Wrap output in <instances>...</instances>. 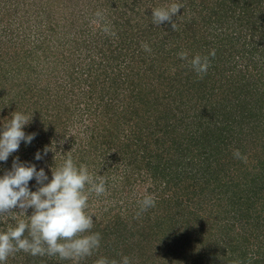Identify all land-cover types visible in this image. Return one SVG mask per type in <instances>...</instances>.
<instances>
[{"label":"trees","instance_id":"trees-1","mask_svg":"<svg viewBox=\"0 0 264 264\" xmlns=\"http://www.w3.org/2000/svg\"><path fill=\"white\" fill-rule=\"evenodd\" d=\"M2 1L5 0H0V10ZM17 3L25 6L21 11L29 21L37 15L40 25L44 21L49 25L36 29L41 38L36 47L44 51L46 65L37 55L31 60H19L13 70L20 73L22 80L17 104L37 115L31 119L37 129L35 138L30 144L22 142L20 153L24 148L25 154L35 157L40 151L42 164L45 147L56 149L64 160L70 154L77 166L87 165L94 177L104 175L115 195L130 190V196L133 184L141 181L148 183V191L155 194L156 204L150 211L153 214L146 217L147 224L136 234H145L139 242L126 237L121 229L126 221L121 207L109 205L104 213L111 232L102 228L101 221L94 220L93 224L98 228L93 233L103 229L99 250L118 243L122 247L118 252L131 255L130 251H136L138 257L139 252L144 256L149 251L143 248L148 238L157 247L150 237L155 235L151 233L154 225L150 224L155 220L168 236L162 244L168 241L169 250L183 256L182 264H212L222 256L235 264L239 259L245 263L247 253L240 252L239 244L234 243L238 241L233 235L237 222L226 219L233 210L238 215L235 208L244 204L242 192L264 190V66H259L264 64V0H127L128 4L121 0H90L86 6L93 10V19L100 8L102 24H109L116 33L115 37L106 34L105 38L98 35L100 26L97 31L87 26L84 31L74 32L79 25L89 23L74 11L81 0H67L70 6L59 17L60 13L56 15L53 9L57 0ZM173 3L183 6L173 18L177 30L173 31L169 22L154 26L152 9ZM22 28L20 24L16 33L11 31L12 40L22 35L27 41L19 32ZM60 28L73 32L74 39L73 44L58 42V50L50 42L62 40ZM92 39L96 57L90 62L89 50L83 45H92ZM142 43H147L151 52L144 51ZM213 49L214 58L210 55ZM181 50L188 52L189 59L196 54L209 56L210 67L202 79L178 57ZM4 54L3 50V57ZM79 66L82 74L86 70L93 75V87L83 92L90 114L78 103L81 97L74 93L73 81L63 79ZM61 71L65 74L59 80ZM1 74L0 71V77ZM241 122L248 123L249 131L244 135L237 132V137L230 140L234 126ZM237 149L247 156V162L233 156ZM19 160L23 162L20 157ZM33 161L40 163L35 158ZM50 161L53 170L61 165L58 159ZM229 170L241 179L242 189L224 186L231 175ZM50 172L46 173L48 177ZM121 186L125 189L121 190ZM262 196L253 203L258 204L256 210L250 198L244 210L241 208L245 221H249L250 211L259 215L264 212ZM137 204L136 200L134 205ZM188 208L186 219L187 214L182 212ZM204 210L207 214L202 215ZM215 230L219 236L213 241L216 243H210ZM106 234L113 236L111 242L104 240ZM155 240L160 242L159 237ZM188 250L191 254L196 251L194 258ZM97 252L79 264H94L100 258ZM255 262L264 264V258ZM61 263L74 264L71 260Z\"/></svg>","mask_w":264,"mask_h":264},{"label":"rangeland","instance_id":"rangeland-1","mask_svg":"<svg viewBox=\"0 0 264 264\" xmlns=\"http://www.w3.org/2000/svg\"><path fill=\"white\" fill-rule=\"evenodd\" d=\"M27 1L30 2L31 0H27ZM57 1H58V5L53 7V9L55 8L54 11H56L55 12L56 15L58 14V12L60 13L58 15V17H59L62 14V12H65L69 8V6L71 5V2L69 5V3H67V0H57ZM88 1H90V0H81V4L75 5L76 10H74V11L79 12L76 15L78 17L83 16L81 18L85 19V21H88L89 23H88V25H86L84 22V25H79V28H77L74 32L78 33L79 31H84L87 28V26H88V28H90V27L94 28L95 27V31H97L96 27L100 26V30L98 32V35H99V37L102 36L103 38H105L106 34L102 31L103 24L101 21H97L96 18L93 19V15H92L93 10H91V8L89 6H86V2H88ZM121 1L123 2V4H125V3L128 4L127 0H121ZM5 2L4 1L1 2L3 5V7H2L3 9L0 10V71L2 72L1 77H0V128H2L4 120L11 118V114L13 112L24 111L23 109H21V107H24V105H21V103H19L21 105V107H20L19 104H17V102L20 100L19 99L20 97L17 94L22 91V89H21V81L22 80H21V76H19L20 73L14 72V71H16V70H14V66H18L19 60H23L26 58L28 60H31L34 56H37V55H39L38 58H41L39 61H43V63H45V65H46L47 62H46L44 51L38 50L36 47L41 42V38L39 39L40 34H38L36 29H38L40 26H44V29L49 27V25H47V21H44L43 25H40L38 23V20H41V19H35V17L37 15H34L33 16L34 19H32L30 21L28 20V17H26V16L24 17L25 14L23 11H21V9H23L25 6L22 3L20 5H18L17 0H5ZM96 3L97 2H95V4ZM5 4H6V7H4ZM18 6H20V7H18ZM71 7H74V6H71ZM19 9H20V11H19ZM70 9H72V8H70ZM17 10H18V12H17ZM99 10H100V8H99ZM69 11H71V10H68V12ZM44 18H45V15H44ZM20 24L23 26V28H22V30L19 29V32H21V34H23V36H25V38H27L26 42L23 40V37H21L22 35L17 37L14 40L11 39V38H13L11 31L13 30L16 33L17 31H15V28H17L18 25H20ZM83 28H84V30H83ZM60 30H61L62 40L51 41L50 42L51 46L57 48V45L59 44L58 42H61V41L65 42V40L67 41V43L70 42L71 44H73L71 41V39H74V35H72L73 32L70 34V33H68L67 30L64 31L63 28H60ZM44 37L45 36L43 35V38ZM22 42L24 44H21ZM91 43H92V45L88 44V42H87V45H83V47H87L84 49L89 50V53L91 55L90 62H92L91 60L96 57V55H94V52H96V51H95L94 46H93V44H94L93 39L91 40ZM58 47H59V49L61 48L60 46H58ZM3 50L5 51L4 57L2 55ZM12 59H14V60H12ZM51 59H52V57H49V59H48L50 65H52ZM1 61L4 62L3 64H4L5 68H4ZM7 62L10 63V65H11L10 67L8 64L5 65V63H7ZM79 63L82 64V61H80ZM259 66L260 67L264 66V64H260ZM7 67H9V69H7ZM9 71H13V72H9ZM17 71H19V70H17ZM73 72H74V74L68 76V78H63V79L73 81L74 93L77 94L79 97H81L78 99V103L80 104L82 109L86 108L85 112H88V114H90L89 113V106L87 105L88 99L85 98L86 94H84L83 92L88 91L93 87V77H92L93 75L90 76L89 72L86 70L84 71L85 73L82 74V70H81L80 66L78 68H75L73 70ZM62 74L64 75L65 72L61 71V73H59V77H58L59 80H62V78H61ZM86 80H89V81H86ZM256 81L259 82L258 79ZM68 82H70V81H68ZM214 85H216V83L212 84V86H214ZM22 99H23V101L25 100L23 97H22ZM89 100L91 102H93V99H90V97H89ZM19 108L22 111H20ZM22 113L26 114L30 119H32L33 115H36V111L34 112V110L33 111L27 110V111H24ZM85 117L89 118V117H87V115ZM241 124L242 125H240V123H239V124H236L237 126H234V128L232 130L234 135L230 136V138H229L230 140L233 139L234 136L237 137V135H236L237 132H240V134L242 133L244 135L246 131H249L248 123L241 122ZM244 124L247 125V129L246 128L243 129ZM212 125H213V127H215L214 124H212ZM36 130L37 129H35V127L33 126L32 120H30L29 124L26 125L24 128V131L26 134H32V133L36 132ZM22 144H26V143L24 142ZM21 148L22 147L20 145L19 150L17 152H15L16 157L18 154V157H20V159H22L23 162L31 163V164H35V165L37 164L36 165L37 171H39L41 168H43L46 173L48 171H51V169L53 168V165H51L50 160H52V159L53 160L58 159V162L60 164H62L64 162V158L60 155V152H57L56 149H50L47 152V155H44L45 160L44 161L42 160L43 161L42 164L40 162L41 160H39L38 162H40V163L38 165V163H36V162L34 163L33 158H35V157L31 156L32 154H25L24 153V151H25L24 148L22 149V153H20ZM73 149H77V146H74ZM13 158H14V153L9 157L7 162H0V176H2L5 171L11 169L12 163H13L11 161L13 160ZM95 165H97V162H95ZM89 166L92 169L93 168L95 169L94 166H92V165H89ZM232 171L233 170L227 171V173H229L231 175L227 180L228 184L224 185V186H226V187L227 186H235V187H231V189H233V188L238 189V190L242 189L241 185L239 183V181L241 179H236L235 178L236 176L234 175V172H232ZM101 177L103 179L105 178L107 180V178L104 175H102ZM51 178H52V171L50 172V176L48 177L49 181L51 180ZM231 179H233V180H231ZM36 184H37L36 180L33 179L32 181L29 182V188L32 191H36L37 190ZM236 184H237V186H236ZM132 187H133L132 188L133 192L130 193L131 194L130 196L128 195L130 190H127L126 192H120V193L118 192L115 195V193L113 192L114 189H109V183H106L105 194L100 195V196H96L95 193H92L90 195L89 200H88V208L86 211L89 214L93 215V218H98V219H93V224H94V220L99 221V222L100 221L103 222L102 228H104V230H107V233H109V232H111L110 231L111 225L109 224L110 225L109 226L107 224V218H106L104 211L108 210L109 205H110L109 206V208H110L112 205L116 204L119 208L121 207L120 212L123 213V215L125 216V220H126V221H124V224L120 225L122 227L121 229L125 231L126 237H132L131 239L133 242L134 241L139 242V241H142V239L145 237V234H143L142 237H139V235H136V234L138 233L139 230L144 229V226L147 224L146 217L151 216L153 213L150 212V211H152V208H149L146 212H144L142 214V216H140L139 219H137L135 217V215L137 213L135 210L136 209L139 210V204H137V206H136V205H134V202L136 200L140 201L145 195L151 194V195L155 196V194L150 193L148 191L149 184L148 183L144 184V183H142V181L139 183L136 182L135 184H133ZM260 187H261V185H260ZM120 189L124 190L125 187L121 186ZM227 192L229 195H232L231 190H228ZM255 193H258V194L255 195ZM229 195H227V196H229ZM261 195H264V190H261V189L251 191L250 193H249V191L242 192L241 196H243L244 204H240V205L237 204V208H235L236 211H238V215L233 210L231 217L226 219V222H231V223L237 222L236 230L234 231L233 235L237 236L238 241H235L234 243L239 244V248H240L239 251L240 252L242 251V252L247 253L245 256V260H246L245 263L242 262L243 261L242 259H239V260H236L237 264H258L255 261H257V260L262 261V259L264 258V212H262V214L259 215L258 213H255V211H253V213H251V211H250L249 215L251 217L249 216V221H245V219L243 218V216H241V213H240V212H242L241 208L244 210V208L247 206V204H245V203L247 202V200L249 198L251 199V203H252L251 205H253V208L256 210L258 208V204H253V203H254L255 199L257 198V196L260 197ZM210 196L211 195H209V197ZM128 197H130V199H128ZM262 197H264V196H262ZM193 208H194V206H193ZM193 208H190V209L193 210ZM253 208H252V210H253ZM188 210H189V208L185 212H182V214L183 213L187 214V217H185L186 219L189 216ZM194 210L196 213L200 212L198 208H195ZM16 211L18 212L19 209H16ZM101 211H103V212H101ZM118 211L119 210L116 209L114 212L117 213ZM17 212H11V213L0 215V231H6L7 228L14 227L16 225V223L21 219H23L27 222V214L31 215L32 209H28L27 214H19ZM203 214L204 215L207 214V211H205V210L202 211V215ZM13 217H15V219H13ZM205 218H206V216H205ZM207 219H209V217ZM184 223H186V222H184ZM150 224L154 225V227L151 228V233H153V232L155 233V235H152L150 237H151L153 242H156L153 244L157 245V247L154 248L153 245L151 244V242L149 241V238H148L147 244L143 243V248L145 250H149L144 256L142 255L143 254L142 252H139V257H138L136 251H130L129 253L132 252L131 255L130 254H122V252H118V250H120L122 248L118 243H111L110 246L104 247V248L101 247L100 250L98 249L97 253L100 254V257H107L109 260L115 259L117 261H120L122 259V257L126 255V256H129L132 258L131 264H182L181 258L183 256L180 257L179 254L173 253V250L172 251L169 250L168 241L166 242L167 244L166 243H165V245L162 244V241L166 240V238L168 237L167 234L162 229H160L158 227L157 222L155 220H152ZM199 224L201 225L202 222H199ZM120 226H118V227H120ZM94 228L95 227L93 226V228L91 229V232L98 230V228H95V229ZM102 231H103V229H101V232ZM101 232H100V234H101ZM129 233H130V235H127ZM26 235H27V233H26ZM218 236H219L218 232H217V230H215V236L212 239L210 237V239H211L210 243L215 241L218 238ZM156 237L160 238L159 243L155 240ZM227 237L228 236H226V238ZM112 238H113V236H110L107 234H106V236H104V240L108 241V242H111ZM230 241L231 240H227L226 242L229 243ZM171 243H172V241H170V244ZM213 243H216V242H213ZM197 248H199V247H197ZM145 250H141V251H145ZM188 252H189V250H188ZM195 252L196 251L192 252V254L189 252L191 255H193V258L195 257V255H194ZM140 255L144 259H141ZM227 258L228 257H226V256H222L221 259H219L217 262L212 263V264H235L232 259L228 258V260H227ZM61 262H62V260L58 256H48V255L32 256V255L25 253L23 251H19V252H16L14 255L9 256L7 261L5 262V264H62ZM198 264H204V262H202V263L198 262Z\"/></svg>","mask_w":264,"mask_h":264},{"label":"clouds","instance_id":"clouds-1","mask_svg":"<svg viewBox=\"0 0 264 264\" xmlns=\"http://www.w3.org/2000/svg\"><path fill=\"white\" fill-rule=\"evenodd\" d=\"M182 8V5L176 3L153 8V25L159 27L169 22L172 30L176 31L177 24L173 18ZM95 17L97 21L104 19L100 10H97ZM102 31L116 36L107 23L103 24ZM141 47L144 51L151 52L147 43H142ZM177 55L188 62L199 78L202 79L207 74L210 67L209 56L196 54L189 59L188 52L184 50ZM210 55L215 57L214 49ZM30 120L26 114L15 111L10 119L3 121L0 128V162H7L19 150L21 142L30 144L35 138V133L26 134L24 131ZM49 150L45 147L43 155H47ZM233 156L247 162V156L238 149L234 150ZM42 158L41 152L37 151L35 159ZM51 171L52 178L49 181L43 168L37 171L35 164L21 162L16 157L11 169L0 176V215L17 212L16 209H19V214H27L28 209H32L31 215L27 214V222L21 219L14 227L0 231V264H5L9 256L19 251L32 256H58L61 260L79 264L80 260L92 256L99 249L102 237L98 232H91L93 215L86 210L92 193L96 196L105 194V180L94 177L87 165L77 166L70 154L60 166ZM33 179L38 185L36 191L29 188V182ZM138 204L137 219L149 208L155 207L156 200L153 195L148 194ZM94 264H131V259L126 255L120 261L100 257Z\"/></svg>","mask_w":264,"mask_h":264}]
</instances>
